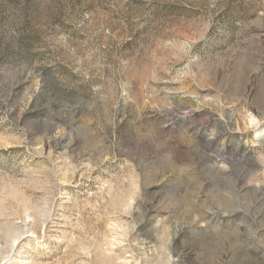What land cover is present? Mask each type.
Returning <instances> with one entry per match:
<instances>
[{
  "label": "rangeland",
  "instance_id": "374dc122",
  "mask_svg": "<svg viewBox=\"0 0 264 264\" xmlns=\"http://www.w3.org/2000/svg\"><path fill=\"white\" fill-rule=\"evenodd\" d=\"M0 264H264V0H0Z\"/></svg>",
  "mask_w": 264,
  "mask_h": 264
}]
</instances>
